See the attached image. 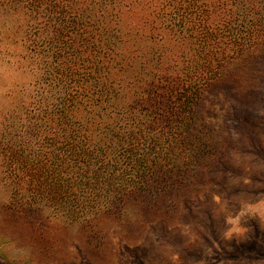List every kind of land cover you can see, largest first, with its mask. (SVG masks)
<instances>
[{"label":"trees","instance_id":"trees-1","mask_svg":"<svg viewBox=\"0 0 264 264\" xmlns=\"http://www.w3.org/2000/svg\"><path fill=\"white\" fill-rule=\"evenodd\" d=\"M0 37L43 73L40 99L0 112L9 205L104 235L129 196L180 183L220 148L203 98L254 79L264 0H0Z\"/></svg>","mask_w":264,"mask_h":264},{"label":"rangeland","instance_id":"rangeland-1","mask_svg":"<svg viewBox=\"0 0 264 264\" xmlns=\"http://www.w3.org/2000/svg\"><path fill=\"white\" fill-rule=\"evenodd\" d=\"M256 75L211 87L205 111L222 145L199 172L155 195L135 194L125 214L104 218L106 234L80 232L9 205L0 183V234L30 249L28 264H264V224L244 217L223 237L224 217L264 194V60ZM214 197H219V203ZM0 264H12L0 256Z\"/></svg>","mask_w":264,"mask_h":264},{"label":"clouds","instance_id":"clouds-1","mask_svg":"<svg viewBox=\"0 0 264 264\" xmlns=\"http://www.w3.org/2000/svg\"><path fill=\"white\" fill-rule=\"evenodd\" d=\"M27 55L21 44H13L0 37V112L10 109L17 97L25 104L34 103L41 98L37 95V80L43 73L26 58ZM214 199L219 203V197ZM244 217L257 219L264 224V194H259L255 203L244 204L234 214L225 215V239L247 231L240 226ZM0 256L7 257L12 264H28L30 249L10 235L0 234Z\"/></svg>","mask_w":264,"mask_h":264}]
</instances>
